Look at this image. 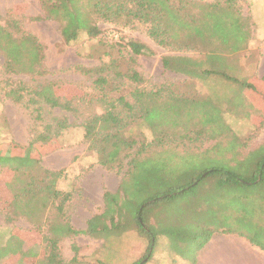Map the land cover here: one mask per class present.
<instances>
[{"label":"rangeland","instance_id":"rangeland-1","mask_svg":"<svg viewBox=\"0 0 264 264\" xmlns=\"http://www.w3.org/2000/svg\"><path fill=\"white\" fill-rule=\"evenodd\" d=\"M42 1L0 0L3 19H19L23 30L35 35L44 50L43 73L37 75L8 71L7 59L0 51V150L4 146L6 149V144L17 153L33 150L30 152L40 158L45 167L63 171L59 187L72 194L65 204V211L76 229H86L89 218L104 212L106 190L115 192L120 184L123 187L127 183L136 188L133 194L140 200L150 190V180L143 174L124 179L130 169L128 162L135 153L119 166L109 168L100 164L98 154L89 148L84 138V120L95 113L105 112L104 104L98 101L76 103L75 110L61 111L43 103H28L31 97L28 91H34L40 84L52 83L55 92L68 99L98 100L101 96L96 91L94 80L101 74H107L111 80L107 94L114 98L123 95L132 100L135 89H161L165 95L194 98L195 101H204L202 103L207 99L209 104L214 105L209 109L213 114L204 116L202 120L196 116L199 110L188 111L190 108L188 114L180 117L177 107L176 114L164 115V119L176 122H168L165 126L173 138H180L176 150H159L156 133L141 120L132 122L126 128V135L140 143H148L145 155L155 154L153 159H149L151 165L146 163V166L159 169L153 165L157 163L162 169L165 168L176 179L171 180L174 184H185L193 173L196 175L222 164L228 168L238 169L242 165L245 169H253L256 157L253 155L255 152H251L264 142V86L259 83L264 76V0H237L238 3L224 13L204 14L206 20L218 24L215 29L211 28L212 25L203 27L200 34L207 33L218 39L225 37L236 43L229 50L219 49L218 57L210 56L231 78L216 74L189 77L165 68L162 61L165 56L202 59L204 50L180 48L182 41H185L184 36L176 39L179 41L177 47L162 46L149 35V24L139 20L125 26L121 22L99 19L101 33L97 37L82 32L77 40L66 43L61 34V22L46 17ZM84 1L76 0L75 3L82 8L86 5ZM163 1L168 5L169 0ZM216 1L223 0H172L191 17H196L201 7ZM129 39L145 43L153 53L133 54L127 46ZM246 40L247 43L242 44L240 49H234V45L239 46ZM102 67L107 68L106 73L103 70L97 72ZM88 69L94 72L87 73ZM132 71L138 72L143 81L125 77L126 73ZM114 74L117 76L114 77ZM236 79L253 81L257 91L243 87ZM11 89L24 94V101L17 102L7 96L6 92ZM56 117H66L70 122L62 134V146L56 141H37L31 145L30 141L43 131L44 125ZM188 131L190 138L187 137ZM196 131L201 132L196 135ZM237 155L242 156L240 162L233 161ZM13 175L7 168L0 172V247L5 246L14 234L23 240L24 251H13L8 256H2L0 249V264H47L45 255L49 232L44 220L46 216L55 217L54 209L37 213L41 219L40 228L24 216L12 220L5 209L13 199L8 186ZM242 176L246 178L245 174ZM121 197L124 198V195ZM231 197V192L219 189L208 176L198 185L162 202L160 207H149L151 222L157 223L156 219H161L163 226L159 229L180 228L172 230L171 234L161 232L157 235L152 257L146 264H189L195 250L193 245L187 248L182 245L187 241L193 244V240H179L185 231L206 234L209 229L205 228L212 231L246 229L248 222L240 221L242 214L234 210ZM255 219L256 225H264V214ZM74 244L78 247L77 253L73 249ZM148 245V237L133 224L129 231L108 238H95L88 234L66 237L59 243V249L65 261L77 256L87 264H133L147 252Z\"/></svg>","mask_w":264,"mask_h":264},{"label":"trees","instance_id":"trees-1","mask_svg":"<svg viewBox=\"0 0 264 264\" xmlns=\"http://www.w3.org/2000/svg\"><path fill=\"white\" fill-rule=\"evenodd\" d=\"M76 0H43L42 6L49 19H56L61 22V34L66 43H70L79 38L82 32L90 37H97L101 33L98 20L119 23L127 26L137 20L148 23V33L160 45L166 47H177L179 41L178 36H184L185 41L180 44L181 47H190L204 50V58L195 59L187 56L163 57V65L165 68L181 72L189 77H203L206 75H228L222 66L210 58L217 56L219 49L226 51L232 48V44H236L225 37L217 38L209 34H200L203 27L215 29L216 24L211 20H206L205 15L208 12L224 13L228 11L237 0L216 1L203 6L199 9L198 14L190 16L184 13L181 6H176L172 0L168 5L163 0H85L82 8L76 5ZM84 7L86 8L84 10ZM238 9V8H237ZM204 15L202 18L200 16ZM202 19V21H198ZM251 38V36H250ZM249 38V39H250ZM248 39V40H249ZM234 45V49L241 48ZM240 43V42H238ZM127 46L135 55L152 54L153 51L143 42L129 39ZM0 51L5 55L6 69L17 73H28L32 75L42 74L44 50L43 45L37 37L23 30L21 22L17 18L3 19L0 9ZM107 68H100L97 72L106 73ZM94 72L93 69L87 70V73ZM117 76L114 74V77ZM125 77H129L133 81H143L136 71ZM110 76L101 74L94 80L96 91H99L101 98L98 100L83 101L79 99H68L58 95L55 92L52 83L40 84L34 91H28L31 96L27 101L34 104H45L51 108H58L61 111H73L76 109V103H92L98 101L106 106L105 112L95 113L84 120V138L91 150L98 154L99 163L103 166L113 168L119 166L126 158L134 156L129 160L130 169L127 175L136 176L143 174L150 180L148 183L150 190L146 191V196H142L140 200L134 197L133 185L127 183L117 191L106 190L104 192V201L106 208L103 213L95 214L87 221V227L84 230L76 229L65 211L66 202L71 199V192L64 191L59 187V181L63 176L62 170H53L45 167L42 160L34 156L30 150L26 153L13 152L10 145L6 144L0 150V172L3 169H9L14 173L13 179L8 183L13 195V199L6 207L8 216L12 218L24 216L30 222L40 228L41 222L38 217L40 210L49 212L54 209V218L46 216L44 222L48 226V246L46 249L45 260L47 264H87L79 257L74 256L70 261H65L59 249V243L66 237L78 234H88L95 238H108L119 232H126L135 224L139 230L148 237L149 245L147 252L133 264H146L152 257L154 245L157 241V235L161 232H169L177 230L180 227H169L159 229L163 226L161 219L157 218V223L151 222V211L149 207H160L162 202L179 195V193L198 185L205 177L210 176L214 184L219 189L227 190L232 194V201L235 205L234 210L242 214L240 221L248 222V227L243 231L222 229L225 232H238L247 237L250 242L262 250H264V225L255 224L256 216L264 214V142L256 148L253 155L256 162L253 169H245L241 165L240 168H228L226 165L216 166L214 168L205 169L191 176L187 183L174 184L172 178L165 168H161L157 163L153 164L159 169L146 166L150 164L149 159H153V155H145L148 148L146 143H140L137 139L126 135V128L136 119L144 122L156 133L159 150H176L180 138L174 136L166 128V123L176 124L170 120L164 119V115L188 114V111L195 109L199 113L196 115L201 120L204 116H211L209 101L197 100L177 95H165L161 89L146 90L135 89L132 92V100L126 99L125 96L119 97L108 96L107 88L111 83ZM241 85L249 90L257 91V87L253 81L238 80ZM259 83L264 86V78L259 79ZM263 91H264V87ZM110 91V90H109ZM6 95L13 97L17 102H23L24 94H19L13 89L6 92ZM263 95V94H262ZM187 98V99H186ZM185 104H181L183 101ZM119 106H121L119 108ZM175 106V108L173 107ZM183 106V107H181ZM178 108L176 112L175 109ZM190 108V109H189ZM189 109V110H188ZM188 110V111H187ZM172 111V112H171ZM163 115V118H161ZM178 119V118H177ZM176 119V121H177ZM180 123V121L178 122ZM264 124V122H263ZM262 124V125H263ZM70 126V122L66 117H56L44 125L43 131L36 135L31 141L35 142H57L62 146V134ZM198 127V126H196ZM198 127V128H202ZM192 129V128H191ZM191 129L189 131H191ZM189 131L187 137L190 138ZM201 131L194 132L196 135ZM204 142L203 140H198ZM4 143V142H3ZM6 143V142H5ZM157 143V142H155ZM1 144V143H0ZM135 150V152H132ZM242 156L237 155V159L233 161L240 162ZM149 160V161H146ZM147 163V164H146ZM151 165V164H150ZM141 170V171H140ZM246 176L243 177L242 175ZM123 179V180H124ZM176 180V179H175ZM122 183V182H121ZM124 195V198L121 197ZM209 229L206 234L202 232H187L182 235L179 240H193L185 242L182 245L187 248L193 245L195 255L197 250L203 247L212 234L220 230ZM2 256H8L13 251L23 253V240L16 238L14 234L10 237L5 246H1ZM74 251L78 252V247L73 245ZM195 255L190 262L195 261Z\"/></svg>","mask_w":264,"mask_h":264},{"label":"crops","instance_id":"crops-1","mask_svg":"<svg viewBox=\"0 0 264 264\" xmlns=\"http://www.w3.org/2000/svg\"><path fill=\"white\" fill-rule=\"evenodd\" d=\"M189 264H264V250L238 232L220 230L197 250L195 261Z\"/></svg>","mask_w":264,"mask_h":264}]
</instances>
